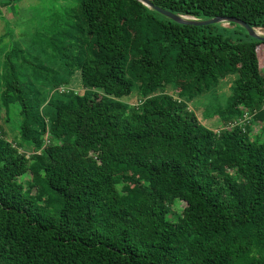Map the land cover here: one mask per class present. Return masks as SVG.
<instances>
[{"label":"trees","instance_id":"1","mask_svg":"<svg viewBox=\"0 0 264 264\" xmlns=\"http://www.w3.org/2000/svg\"><path fill=\"white\" fill-rule=\"evenodd\" d=\"M151 1L264 27V0ZM77 7L57 14L42 42H18L40 63L26 59L29 70L12 61V31L0 37V264H264V143L238 127L217 133L187 110L238 74L207 118L227 126L242 106L264 122V41L229 22L232 41L217 23H177L135 0ZM12 107L17 145L2 121ZM174 200L184 202L176 220Z\"/></svg>","mask_w":264,"mask_h":264},{"label":"rangeland","instance_id":"2","mask_svg":"<svg viewBox=\"0 0 264 264\" xmlns=\"http://www.w3.org/2000/svg\"><path fill=\"white\" fill-rule=\"evenodd\" d=\"M136 1V0H135ZM77 2L79 0H20L13 6H0V37L9 31H12L10 36H7L5 39V44L8 45L12 42L15 47H19L18 53L12 58V61L18 66L20 65L22 68L28 69L29 64L25 62L26 59L30 63H33L34 66H39L40 63L36 60L30 59L27 54L21 50V46H19L18 42H22L23 47H28L31 42H42V33H44L51 25V20L53 23H58L56 21L55 16L58 14L60 16L68 13H73L76 10V16L78 15V7ZM139 2V1H138ZM141 3V2H140ZM143 4V3H141ZM144 5V4H143ZM146 6V5H145ZM142 8V7H141ZM149 8V7H148ZM135 9V8H132ZM40 13L39 15H37ZM184 17H192L185 14H179ZM47 17V19H45ZM194 19H197L193 17ZM47 20V21H46ZM201 20V19H197ZM42 21V23H41ZM8 24V25H7ZM8 26V27H7ZM56 27V25L52 24L51 28ZM235 25H231L228 22H219L216 26L212 28L214 33H222L230 40H234L233 37H229ZM256 31L264 35V27H254ZM257 54L259 59V65L262 69V73L264 75V43L258 45ZM2 57V56H1ZM19 66V67H20ZM30 68V67H29ZM29 70V69H28ZM238 78V74H229L225 78L221 79V83L215 89H212L201 96L196 97L190 103L187 104V110L194 113L199 122L206 124V126L212 128L215 132L219 133L223 128L224 130H232L235 127L241 129V131L248 136V138L252 141H259L264 143V122L258 121L254 119V112H250L242 106H237V114L236 117L231 119L227 126H223L222 121H220L217 116L209 117L214 110L223 107L228 97L232 95L233 87L235 85V81ZM76 79V78H74ZM77 82V80H73ZM72 88V87H70ZM76 92L83 93L84 88H72ZM69 90L67 87H58L54 90V87L50 88V95L52 91L64 92ZM88 90V89H87ZM85 90V91H87ZM173 99L180 100L181 98L178 96L179 89L168 87L166 90ZM134 94V91H133ZM132 97V96H131ZM129 98V97H127ZM182 100V99H181ZM131 105H134L135 97L129 98L127 100ZM238 113L240 114L238 115ZM5 130L7 133V138L14 145H17L19 142V122L20 117L18 114V108L11 109L9 116H5L2 119ZM48 141V137L46 138ZM46 141L47 143H49ZM21 151L25 153H32L31 150L26 148H20ZM229 172L232 176H236V171L230 166ZM31 178V173H25L20 177V181H27ZM127 185V184H125ZM134 185V184H133ZM130 185V186H133ZM218 187L224 186L222 180L218 182ZM184 202L179 200H174L170 205L168 217L176 220L183 212ZM262 245H256L253 247L252 251H258L262 249Z\"/></svg>","mask_w":264,"mask_h":264},{"label":"water","instance_id":"3","mask_svg":"<svg viewBox=\"0 0 264 264\" xmlns=\"http://www.w3.org/2000/svg\"><path fill=\"white\" fill-rule=\"evenodd\" d=\"M136 1L143 3L147 7L154 9L155 11L159 12L160 14L168 17L169 19H172L173 21H175L177 23H181V24L203 26V25L216 24L219 22H228V23L233 22V23H236V24L243 26L251 37L258 39L260 41H264V35L259 34L254 27L248 25L246 22H244L240 19H237V18L217 16V17H213L210 19L197 20V19H194L193 17H189V18L184 17L182 15L175 14L171 11H168L166 9L159 7V6H156L152 3L151 0H136Z\"/></svg>","mask_w":264,"mask_h":264}]
</instances>
